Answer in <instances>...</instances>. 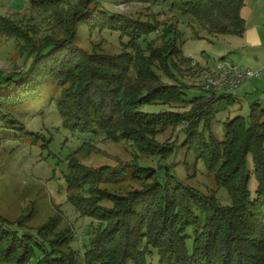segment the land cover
<instances>
[{"label":"trees","instance_id":"trees-1","mask_svg":"<svg viewBox=\"0 0 264 264\" xmlns=\"http://www.w3.org/2000/svg\"><path fill=\"white\" fill-rule=\"evenodd\" d=\"M48 1L44 8L57 9L61 0ZM100 1L81 0L67 19L57 15L59 22L65 23L61 38L49 36L38 46L22 41L26 44L22 45L24 48L30 46L26 51L32 59L23 72L0 74V127L24 129L9 107L34 96L47 79L58 84L68 81L77 84L75 88L74 85L65 88L58 100L64 124L73 130L87 132L95 123L113 138L131 139L143 150L151 151L156 145L152 135L161 126L185 121L184 146L215 171L217 182L227 188L232 203L220 204L216 196H203L182 184L175 186L171 174L163 182L156 169L130 163L140 175L154 179L147 181L142 190L113 199V208L107 210L91 198L70 195L83 214L99 220L98 232L90 237L85 251L87 264H264V105L252 104L249 121L242 115L226 121L223 139L213 136L211 122L235 101L231 91L205 89L204 94L190 101L191 109L184 113L139 110L140 105L157 99L185 101L186 90L161 82L153 70L154 54L148 55L144 49L140 48L139 56L135 57L128 52L86 53L76 46L74 40L80 22L121 30L122 35L129 37L127 45L133 48L155 31L149 22L109 12ZM138 1L190 13L212 33L243 35L245 32L242 10L247 0ZM5 24L9 25L0 27V32L14 37L18 33L23 37L29 34L20 25L7 21ZM151 48L148 42L146 49ZM152 52L156 59L162 57L166 76H173L174 66L168 57L182 56L181 48L174 44L166 51L152 49ZM128 66L137 71L132 83L125 82ZM168 151L171 153L172 149ZM250 156L253 169L249 168ZM71 166L76 175L70 179V188L79 178L77 165L72 162ZM125 171L126 166L114 167L103 174L117 179ZM94 173L88 172L83 178L94 176L91 180L94 183ZM253 176L257 182L254 190L250 187ZM197 212L204 215V222ZM56 227L51 223L40 230L45 234ZM51 244L36 264H71V254L67 259L55 254L53 241ZM35 250L31 240L8 230L0 217V264H29L35 258Z\"/></svg>","mask_w":264,"mask_h":264},{"label":"rangeland","instance_id":"rangeland-1","mask_svg":"<svg viewBox=\"0 0 264 264\" xmlns=\"http://www.w3.org/2000/svg\"><path fill=\"white\" fill-rule=\"evenodd\" d=\"M46 1L49 2L0 0V27L9 25L5 24L7 21L20 25L23 31H29L30 34L29 37H23L22 33H18L14 37L0 32V74L23 72L30 64L32 57L26 51L30 46L24 48V42L38 46L46 42L49 36H64L65 23L59 22L57 15L67 19L70 11L79 7L81 2L61 0L57 9H47L43 7ZM100 2L111 13L149 22L155 31L148 35L145 42L137 43L133 48L127 45L129 37L122 35L121 30L108 26L94 27L80 22L74 40L76 46L86 53L117 55L128 52L135 57L139 56L140 48L144 49L146 54H154L153 70L157 72L161 82L175 84L186 90L185 101L157 99L140 105L139 110L189 111L190 101L195 96L204 94L207 89L206 74L219 72L220 64L226 60L241 71L251 69L260 71V75L242 79L231 90L235 101L212 119L213 136L223 139L226 121L237 115H242L249 121L252 104L261 102L264 105L263 26H259L257 30L253 20L249 19L243 35L216 34L197 22L190 13L179 9L138 0ZM262 23L263 19L259 25ZM148 42L151 49H146ZM174 44L183 53L182 56L168 57L169 63L174 66V75L168 77L162 70L167 68L162 57L156 59L152 49L166 51ZM128 68L125 82L132 83L137 78V71L133 66ZM119 82L121 84L122 79ZM142 84L145 85L144 81ZM73 85V81L58 84L44 80L34 96L9 107L14 117L23 123L24 129L0 127V217L8 230L31 240L36 247L35 258L29 264H36L37 259L50 250L52 241L56 247L55 254L63 255L66 259L71 254V264H87L85 251L90 237L98 232L99 220L83 214L70 195L75 193L91 198L98 206L107 210L113 208V199L124 198L142 190L147 181L154 179L153 176L148 179L147 174L140 175L138 169L130 166V163L156 169L163 182L171 174L175 186L182 184L190 186L203 196H216L220 204L232 203L227 188L217 182L215 171L208 168L203 158L184 146L187 126L185 121L161 126L152 135L156 145L152 146L151 151L143 150L131 139L122 136L113 138L95 123L87 132L66 127L58 100L63 90ZM76 86L75 83L73 88ZM208 135L207 132L206 136ZM163 146L165 147L162 148ZM171 149L169 153L168 150ZM72 162L77 165L79 178L74 180L70 188V179L76 175ZM123 166H126V171L120 178L109 179L103 174L114 167ZM249 168L253 169L251 156ZM99 171L102 172L101 177L98 175ZM88 172H95L94 183H91L94 176L83 178ZM256 184L253 176L250 182L252 190ZM197 214L204 222V215L199 212ZM51 223L57 226L55 230L45 232L46 235L41 233L40 229Z\"/></svg>","mask_w":264,"mask_h":264},{"label":"built area","instance_id":"built-area-1","mask_svg":"<svg viewBox=\"0 0 264 264\" xmlns=\"http://www.w3.org/2000/svg\"><path fill=\"white\" fill-rule=\"evenodd\" d=\"M260 71L246 70L241 71L232 62L226 60L220 64V71L217 73L206 74L205 86L207 89L219 91L234 90L244 78L259 76Z\"/></svg>","mask_w":264,"mask_h":264},{"label":"crops","instance_id":"crops-1","mask_svg":"<svg viewBox=\"0 0 264 264\" xmlns=\"http://www.w3.org/2000/svg\"><path fill=\"white\" fill-rule=\"evenodd\" d=\"M242 15L245 18V22L249 19L253 20L257 30L259 26L264 27V23L259 25L261 19L264 21V0H247L242 10Z\"/></svg>","mask_w":264,"mask_h":264}]
</instances>
